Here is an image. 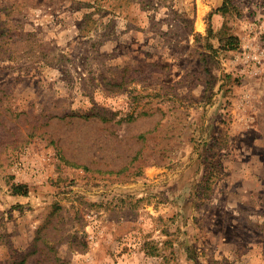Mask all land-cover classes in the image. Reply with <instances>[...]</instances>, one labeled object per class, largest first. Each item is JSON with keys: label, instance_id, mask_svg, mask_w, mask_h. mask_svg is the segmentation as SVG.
<instances>
[{"label": "rangeland", "instance_id": "1", "mask_svg": "<svg viewBox=\"0 0 264 264\" xmlns=\"http://www.w3.org/2000/svg\"><path fill=\"white\" fill-rule=\"evenodd\" d=\"M223 1L0 0V264H264V0Z\"/></svg>", "mask_w": 264, "mask_h": 264}, {"label": "trees", "instance_id": "2", "mask_svg": "<svg viewBox=\"0 0 264 264\" xmlns=\"http://www.w3.org/2000/svg\"><path fill=\"white\" fill-rule=\"evenodd\" d=\"M233 8V0H224L223 4L218 8V10L227 13L230 12ZM103 118L106 119L105 116H103ZM12 189L16 194H26L28 192L27 186L25 184H15L13 185Z\"/></svg>", "mask_w": 264, "mask_h": 264}]
</instances>
